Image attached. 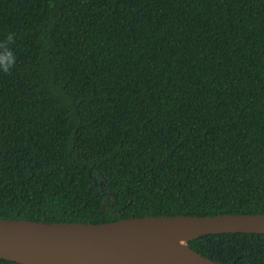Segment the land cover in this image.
Listing matches in <instances>:
<instances>
[{"label":"trees","instance_id":"1","mask_svg":"<svg viewBox=\"0 0 264 264\" xmlns=\"http://www.w3.org/2000/svg\"><path fill=\"white\" fill-rule=\"evenodd\" d=\"M8 34L0 220L264 214V0H0ZM188 244L264 264V234Z\"/></svg>","mask_w":264,"mask_h":264},{"label":"water","instance_id":"2","mask_svg":"<svg viewBox=\"0 0 264 264\" xmlns=\"http://www.w3.org/2000/svg\"><path fill=\"white\" fill-rule=\"evenodd\" d=\"M237 233L264 234V214L157 216L102 224L0 220V259L16 264H222L188 243Z\"/></svg>","mask_w":264,"mask_h":264},{"label":"clouds","instance_id":"3","mask_svg":"<svg viewBox=\"0 0 264 264\" xmlns=\"http://www.w3.org/2000/svg\"><path fill=\"white\" fill-rule=\"evenodd\" d=\"M13 37L14 34H8L5 39L0 40V72L5 74L10 73L16 62V55L9 47L14 43Z\"/></svg>","mask_w":264,"mask_h":264}]
</instances>
